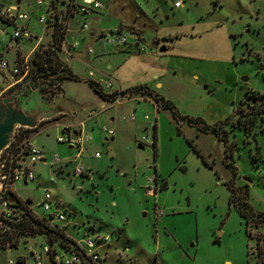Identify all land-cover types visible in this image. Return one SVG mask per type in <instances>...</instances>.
<instances>
[{
	"label": "rangeland",
	"instance_id": "1",
	"mask_svg": "<svg viewBox=\"0 0 264 264\" xmlns=\"http://www.w3.org/2000/svg\"><path fill=\"white\" fill-rule=\"evenodd\" d=\"M63 1H54L62 16ZM177 1L180 8H174ZM3 3L27 16L19 26L29 37L21 32L16 42L14 26L0 19V62L9 65L0 68V91L28 77L18 63L39 38L45 47L53 42L52 30L38 23L46 4ZM83 19L74 15L64 22L73 57L63 52L64 42L57 54L85 82L66 80L47 90L44 102L33 101L35 108L49 105L60 113L27 133L46 161L34 166L35 182L16 185L19 198L42 216L38 205L48 191L71 239L99 243L109 236L99 252L103 264H264L258 259L264 224L254 227L251 221L248 236L226 186L234 179L236 188L247 191L250 210L264 213V0H110L106 10L86 18L88 31L80 27ZM118 37L126 42L116 43ZM13 69L20 72L14 78ZM100 79L124 90L120 103L102 100L88 86ZM140 86L174 110L129 92ZM221 123L226 130L232 126L227 145L234 151L227 159L217 137L202 129ZM73 131L83 141L80 149L58 141ZM243 178L252 180L250 186ZM45 244L25 234L17 247L0 248V263Z\"/></svg>",
	"mask_w": 264,
	"mask_h": 264
},
{
	"label": "built area",
	"instance_id": "2",
	"mask_svg": "<svg viewBox=\"0 0 264 264\" xmlns=\"http://www.w3.org/2000/svg\"><path fill=\"white\" fill-rule=\"evenodd\" d=\"M68 5V13L69 16L80 15L82 17H88L95 13L106 10V6L108 5L110 0H65ZM39 6L46 4V10L44 14L38 19V23L44 26L48 25L47 22V13L48 9H51L50 2L45 3L44 0H37ZM75 3H79V6H75ZM74 6L76 8H74ZM182 3L180 1L175 2L174 8H180ZM0 19L5 22H8L14 26V32L11 36L12 39L18 40L22 35L25 37H29V33L24 30V27L19 26L21 21L27 20V16L19 12V8L15 5L6 6L0 5ZM84 31L89 30L88 23L86 19H83L82 25L80 26ZM125 39H121L118 37L116 39V43L123 44L125 43ZM107 43H115L114 40L107 39ZM91 53V50L89 51ZM261 66L264 67V59H261ZM9 65L7 63L0 62L1 69H8ZM23 67L25 68V74H27V62H24ZM20 72L18 69L12 70V75L16 76ZM14 78V77H13ZM100 85L101 91L103 92V88L101 84L106 85V91L103 92L106 94V97L113 104L120 103L123 95V91L120 88H114V82L111 80L103 81L100 79L98 82ZM113 98V99H112ZM97 114L92 112L89 115V118L95 119ZM147 120L148 117H145ZM132 121L134 118L132 117ZM81 129L83 128V124L80 125ZM103 133H107L108 136H114V132L111 130H106L103 128ZM60 143L65 144L70 148L80 149L83 143L80 136H77L75 131L71 133H67L65 137L58 138ZM80 151V150H79ZM97 156V155H96ZM46 161L45 154L43 151L36 146L33 139H29L25 137L21 142L14 147L11 155L9 156V168L7 169L6 164L2 162L5 168V179L3 180V192L0 193V218L2 222L10 227V224L15 222V208L19 205L15 202V197H18V192L16 189V185L18 183L27 186L29 183H33L36 181V174L34 172V166L37 162ZM55 162V161H54ZM52 161L50 167L54 165ZM83 172L82 168H76L75 173L77 175H81ZM54 181L52 180L51 183ZM12 198L10 201L9 198ZM23 204H28L33 215L39 217L43 220V222L54 229H60L65 226L66 218L64 215L53 209L51 204V195L47 191L44 197L39 202V207L43 209L44 214L42 216L36 215L33 210V206L31 202H27L21 200ZM9 227H6L8 229ZM5 229V228H3ZM2 230V229H1ZM0 230V231H1ZM67 237H69L67 235ZM71 239V237H69ZM70 243L71 248H54L49 244L42 245L40 250H30L28 256H19L16 260L13 258H9L0 264H103L104 256L100 254L101 250L108 247V243L110 240L109 236L103 237L100 239L99 243L91 240L90 237L82 238L81 240L71 239ZM72 247L77 249L76 251L72 250ZM0 248L3 250H7L9 248H14L11 241H6L5 243L0 242Z\"/></svg>",
	"mask_w": 264,
	"mask_h": 264
},
{
	"label": "trees",
	"instance_id": "3",
	"mask_svg": "<svg viewBox=\"0 0 264 264\" xmlns=\"http://www.w3.org/2000/svg\"><path fill=\"white\" fill-rule=\"evenodd\" d=\"M54 1L56 0H49L51 9L49 10V8H47L48 25L45 26V29L49 28L52 30V45L45 47L40 44L31 55V58L29 60V64L31 66L30 69L28 70L27 68L28 77L32 76L34 82L40 83L39 91L42 94H44L47 90H58L61 87V84H63V82H65L66 80L74 81L79 79L73 74L70 68L59 59L57 54V51L62 48V44L63 42H65V37L67 36V26L64 24V22L68 18H70V16L68 13L69 9L68 5H66V1H63L65 2L63 16L60 13L61 11H57ZM75 6H79V3H75ZM75 6L74 8H76ZM83 18L86 19L88 17ZM23 64L24 61L18 63V67L20 68L21 72L23 71V73H25ZM88 84L100 98L104 99V97H106V95H104V93L101 91L100 85L97 82L89 81ZM15 86H17V84ZM15 86L11 87L10 89L14 88ZM129 90L131 94L139 95L140 97L147 96L154 98L155 102H159L161 106H163V108L174 110V107L170 102L163 101L162 98H158L146 86H140ZM123 93L125 92L123 91ZM108 98L106 97V100H110ZM202 129L205 132L215 131V129L209 128L208 126H204L202 127ZM153 130L154 138L152 146L153 151L156 155V125H153ZM31 131L33 130L20 129V131L16 135L14 142L3 153V161L6 164L7 169L9 168V156L14 150V147L18 144V142H21L27 136V133ZM226 186L230 193L229 205H234L239 216L245 221L246 230L248 231V236H250L249 223L252 221L254 227H257L260 223L264 224V213H254L250 210L251 207L247 202L248 195L245 189L236 188L231 182L226 184ZM15 202L19 204L15 208V222L11 223L8 229L5 228L0 231V242L5 243L6 241H11L13 247H17L20 241V237L27 234L32 237L44 238L45 243L53 246L54 248H71L69 242H71L72 240L67 237L65 226L58 230L54 229L45 224L42 219L33 215L28 204H23L20 198L15 197ZM27 202L29 203V201ZM239 204H242L243 207H240ZM72 250L76 251L77 249L72 247ZM258 259L260 261H264L263 249H259Z\"/></svg>",
	"mask_w": 264,
	"mask_h": 264
},
{
	"label": "water",
	"instance_id": "4",
	"mask_svg": "<svg viewBox=\"0 0 264 264\" xmlns=\"http://www.w3.org/2000/svg\"><path fill=\"white\" fill-rule=\"evenodd\" d=\"M90 36L93 37L94 34ZM159 52L164 53L166 49L161 47ZM39 89L40 83L34 82L33 77L29 76L0 96V193L3 192L5 179L2 155L14 142L20 129L35 130L41 123L55 118L60 113L57 108L50 107L47 103L48 107L45 108L32 106L36 98L43 101L44 94L40 93ZM181 170L184 172L185 169ZM245 180L250 182L247 178ZM6 227L9 226L0 218V230Z\"/></svg>",
	"mask_w": 264,
	"mask_h": 264
},
{
	"label": "flooded vegetation",
	"instance_id": "5",
	"mask_svg": "<svg viewBox=\"0 0 264 264\" xmlns=\"http://www.w3.org/2000/svg\"><path fill=\"white\" fill-rule=\"evenodd\" d=\"M261 59H264V56H263V58L262 57H260ZM264 68V67H263ZM104 95H106V94H104ZM246 96H247V94H246ZM102 99V98H101ZM102 100H105V101H107L106 100V97H104V99H102ZM240 111H241V109H239L238 110V115L239 116H241V114H240ZM256 112H258V113H262L261 111H260V109L258 108L257 109V111ZM240 122V121H239ZM238 122V123H239ZM204 126H207V125H204ZM209 128H212V129H215V131H211L210 133L212 134V135H214V136H216L217 137V139L219 140V142L221 143V147L223 148V150H224V152H225V159H227V157L228 156H230V154H232L233 153V151H234V148H231V147H229L228 145H227V140H228V138H229V134H230V131L232 130V126H231V124H230V127H231V129H229V130H226L225 128H224V124L223 123H221V124H217V125H214V126H208ZM206 133H209V132H206ZM233 136V135H232ZM225 143H226V145H225ZM140 145V144H139ZM238 150V149H237ZM260 154H261V150H260ZM262 155V154H261ZM257 163H258V161L257 160H255ZM231 169H232V172H233V174H234V176L236 177L237 176V171H236V168H232L231 167ZM236 174V175H235ZM239 179H241V178H239ZM248 179V178H247ZM249 180V179H248ZM235 182V180L233 179V180H229L228 182H226V184H228V183H233L234 184V182ZM243 182H245L246 184H247V186H250V182L252 183V180H250V182H248V181H246L245 180V178H243V180H242ZM234 186H235V184H234ZM239 188H242L243 189V187H239Z\"/></svg>",
	"mask_w": 264,
	"mask_h": 264
},
{
	"label": "crops",
	"instance_id": "6",
	"mask_svg": "<svg viewBox=\"0 0 264 264\" xmlns=\"http://www.w3.org/2000/svg\"><path fill=\"white\" fill-rule=\"evenodd\" d=\"M18 4H19V2H17ZM4 4V3H3ZM5 5V4H4ZM40 40L38 41V43L35 45V47H34V49L32 50V52H31V54L30 55H28V56H23L22 55V58H24V62H27V60L31 57V55H32V53H33V51L40 45V43L42 42V40H43V38H39ZM16 42L18 41V40H15ZM66 44H65V42H64V47H63V52H65L66 54H68V55H66V56H70V57H73V55H71V52H70V54H69V52L67 51V47L65 46ZM76 45H77V43H76ZM76 50V47H75V49L74 50H72V51H75ZM77 58L78 59H81L80 57H79V55L77 54ZM64 62H65V58H64ZM66 64V63H65ZM67 65V64H66ZM68 66V65H67ZM109 69H111V66L108 68V70ZM71 70V69H70ZM72 71V70H71ZM74 74V73H73ZM75 76H77L76 74H74ZM89 75H94V73L92 72V71H90V74ZM13 76V75H12ZM14 77V76H13ZM80 80H81V82H85L84 80H82L81 78H80V76H77ZM11 81V80H10ZM93 81V80H92ZM13 85V83L12 84H9V85H6L5 87H3L2 89H1V91H0V95L2 94V92L4 91V90H7V89H9L11 86ZM89 86V85H88ZM92 89V88H91ZM122 89V88H121ZM132 89V88H131ZM95 93V92H94ZM80 106H85V105H83V104H81L80 103ZM104 105H102V107H103ZM69 124V123H68ZM81 124H83V123H81ZM80 124V125H81ZM83 127H84V125H83ZM82 130H83V128H82ZM65 132H67V131H65ZM76 132V131H75ZM83 132V131H82ZM34 142H35V144H36V140H35V138H34ZM36 176H37V174H36Z\"/></svg>",
	"mask_w": 264,
	"mask_h": 264
}]
</instances>
